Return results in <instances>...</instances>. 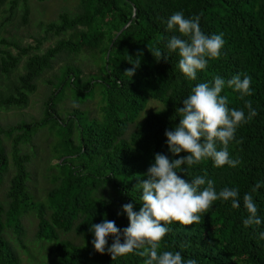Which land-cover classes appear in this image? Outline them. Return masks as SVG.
<instances>
[{
    "label": "trees",
    "instance_id": "16d2710c",
    "mask_svg": "<svg viewBox=\"0 0 264 264\" xmlns=\"http://www.w3.org/2000/svg\"><path fill=\"white\" fill-rule=\"evenodd\" d=\"M5 2L0 0V9ZM176 12L186 18L200 16L204 34L223 36L219 57L209 59L195 80L180 71L178 51L167 47L174 35L188 39L178 28L167 30L166 22ZM45 31L60 39L42 54L32 53L41 41L25 48L16 44L17 54L4 51L0 75L10 76L22 58H27L24 72L10 92L0 93V109L27 107L38 78L52 70L62 56L86 55L97 73L86 76L78 66H65L58 84L53 83L55 88L41 119L7 128L0 124V178L8 169L1 135L13 139L16 168L9 203H0V264H19L5 233L12 228L22 235L21 218L30 213L38 219L36 239L53 244L49 262L43 264H145L146 257L139 255V249L113 260L107 252L113 243L111 236L104 254L97 252L91 225L108 219L123 233L130 224L123 205L131 203L135 212L140 211L141 191L136 185L146 178L155 155L163 154L170 161L187 156L171 153L165 134L179 125L177 109L199 83L211 84L217 76L227 82L238 74L251 77V95L241 99L227 84L221 95L227 97L229 109L243 110L245 117V101H251L258 113L237 128L228 145L230 158L240 163L235 168H217L206 158L176 171L189 182L197 176L212 179L217 193L224 188L238 189L240 207L234 209L231 201L217 200L200 214L199 223L166 224L169 231L159 251L180 252L185 261L194 259L197 264H264V239L260 238L264 233V0H81L77 12L60 14ZM2 43L10 45L6 40ZM156 50L162 53L160 57L153 56ZM134 66L135 75H125ZM69 89L79 96L100 92L101 118L83 125L72 111L61 117L55 100ZM151 99L164 107L139 121ZM41 129L54 135L57 131L54 145L60 154L58 163L49 169L52 187L43 202H36L28 187L30 156L21 154L20 147L30 143ZM216 147L220 150L223 145L217 141ZM257 183L261 187L252 192ZM246 193L252 194L256 204L261 219L258 226L243 224L249 215L243 204ZM71 232L80 244L61 239V234Z\"/></svg>",
    "mask_w": 264,
    "mask_h": 264
},
{
    "label": "clouds",
    "instance_id": "9594fccd",
    "mask_svg": "<svg viewBox=\"0 0 264 264\" xmlns=\"http://www.w3.org/2000/svg\"><path fill=\"white\" fill-rule=\"evenodd\" d=\"M167 30L178 31L188 39L172 36L167 47L180 56L178 67L188 78L195 80L198 70L207 67L209 59L219 57L224 41L222 34L208 36L201 31L200 16L186 18L182 12H176L167 20ZM152 53V52H151ZM154 57L162 53L156 50ZM136 66L125 71V75L134 76ZM228 88L240 93V98L251 95V77L234 75L227 82L217 76L211 84L199 83L192 89L190 96L179 107V125L174 131H166L167 142L171 153L181 157L170 161L163 154L155 155V163L148 169L145 179L139 181L136 189L141 191L142 207L137 213L131 203L123 205L130 224L119 229L114 221L105 219L102 223L92 224L90 231L94 233L92 241L97 252L104 254L108 238L113 237V243L107 247V252L113 260L125 256L135 250H142L139 255L146 257L145 264H197L194 259L184 260L180 252L162 251L161 244L169 229L166 224L173 222L182 225L199 223L200 214L207 211L217 200L231 201V207L238 209L239 190L224 188L217 193L214 181L197 176L192 182L181 178L176 169L183 165L191 167L206 158L214 161V166L225 165L235 168L240 161L229 156L228 145L235 139L237 128L258 115L252 108L251 101H245L248 115L243 110L229 109L228 99L222 96V90ZM223 147L217 150L216 142ZM206 185V187H201ZM261 185L257 183L252 192ZM244 208L249 213L243 220L245 227L260 225L257 207L251 193L243 196ZM264 239V233H260ZM123 239V243L121 240Z\"/></svg>",
    "mask_w": 264,
    "mask_h": 264
},
{
    "label": "rangeland",
    "instance_id": "374dc122",
    "mask_svg": "<svg viewBox=\"0 0 264 264\" xmlns=\"http://www.w3.org/2000/svg\"><path fill=\"white\" fill-rule=\"evenodd\" d=\"M15 9L11 11V7ZM81 0H52L40 2L38 0H6L0 9V60L4 56V51L18 53L16 44L25 48L36 46L41 41L38 50L32 53H44L48 48L55 45L60 39L57 36H51L45 31V26L58 20L62 13L74 14L80 6ZM28 15L25 16V12ZM2 40H6L10 45H5ZM26 56L18 69L10 76L0 75V93L8 94L12 84L16 83L19 76L24 72ZM75 65L82 69L84 75H90L96 72L91 59L86 55H79L74 58L62 56L54 62L52 70L46 71L36 81L37 89L30 96L29 105L25 108L0 109V124L7 128L23 122H33L43 117L45 103L49 99L57 83V78L61 74L62 68L67 65ZM97 73V72H96ZM58 103V106H57ZM60 116L66 118L69 111L74 112L77 122L85 125L87 121L94 118H101L102 96L100 92L87 95H77L72 90L66 91L64 95L55 100ZM164 106L155 100H150L146 110L141 115L139 121L152 111L162 109ZM133 127L130 128V132ZM39 133L33 140L20 147L21 154H28L30 162L28 170L30 178L28 187L36 202H43L47 190L52 187V176L49 172L50 165L58 163L56 159L60 152L55 148L57 131L55 135L49 133L46 129L39 130ZM1 140L7 151L8 169L0 178V203L7 206L9 203L8 193L11 187V180L16 174L13 156V139L6 135H1ZM23 227L22 235H18L12 228H7L5 238L12 244L14 254H16L19 264H43L49 262V248L53 247L50 242H44L36 239L38 231V219L34 213L24 215L21 218ZM62 240H69L75 244H80L81 240L74 232L61 234Z\"/></svg>",
    "mask_w": 264,
    "mask_h": 264
},
{
    "label": "water",
    "instance_id": "95a60500",
    "mask_svg": "<svg viewBox=\"0 0 264 264\" xmlns=\"http://www.w3.org/2000/svg\"><path fill=\"white\" fill-rule=\"evenodd\" d=\"M122 32H123V30L119 33V35H120ZM119 35H117V37H118ZM117 37H116V38H117ZM111 47H112V46H111Z\"/></svg>",
    "mask_w": 264,
    "mask_h": 264
}]
</instances>
